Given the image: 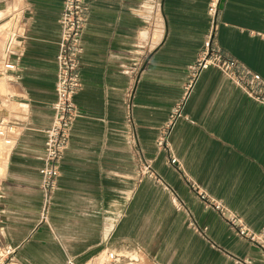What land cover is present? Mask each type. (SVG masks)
<instances>
[{"label": "crops", "instance_id": "crops-1", "mask_svg": "<svg viewBox=\"0 0 264 264\" xmlns=\"http://www.w3.org/2000/svg\"><path fill=\"white\" fill-rule=\"evenodd\" d=\"M65 1L0 0L22 32L9 75L0 35V120L15 133L11 145L0 138V248L14 249L5 264L111 254L115 264H264V103L216 67L194 77L215 27L223 55L264 81V0H220L215 18L212 0L88 1L79 114L43 222ZM142 156L158 180L141 174Z\"/></svg>", "mask_w": 264, "mask_h": 264}, {"label": "built area", "instance_id": "built-area-1", "mask_svg": "<svg viewBox=\"0 0 264 264\" xmlns=\"http://www.w3.org/2000/svg\"><path fill=\"white\" fill-rule=\"evenodd\" d=\"M89 0H66L64 3L63 13L61 17L62 37L59 42V53L57 56L58 75H57V101L53 105L54 121L47 131L45 143V165L41 169L42 189L44 192V208L42 211V221L46 222L49 213V207L52 202L53 193L57 188L58 179L60 177V166L64 153L68 148L71 138L73 125L78 117L79 110L75 103V96L80 91L82 83L79 77L78 69L80 65V57L83 52L82 37L86 27V13L88 11ZM220 0H212L209 13L215 18L218 12ZM13 23L9 35L7 36L3 58L2 73L9 75L18 69L17 62L19 55L16 47L19 45V37L21 29L19 26L20 19L17 15L12 16ZM215 27L208 36L203 52L195 66L196 78L203 70L208 67H216L226 76L232 79L237 85L241 86L251 97L261 103H264V81L260 75L253 73L251 70L242 67L235 59L226 58L219 47L215 43ZM194 80V79H193ZM193 81H191L186 92L192 89ZM183 104L177 107L170 117V122L162 131L157 146L160 149H169L168 139L171 129L176 120L181 116ZM129 119L131 121V107H129ZM15 134L13 127L7 120H0V138L6 141L7 145H11L14 139L11 135ZM140 172L144 176L158 180L159 177L153 170L151 164L141 157ZM172 163L177 161L171 158ZM215 208L221 212H225L219 203H214ZM230 224L238 227L240 236L255 239L254 235L248 233V230L241 224V221L233 214L229 216ZM14 253L11 247L0 248V264H5V259ZM111 262H117V259L111 254ZM67 264H75L69 260Z\"/></svg>", "mask_w": 264, "mask_h": 264}, {"label": "rangeland", "instance_id": "rangeland-1", "mask_svg": "<svg viewBox=\"0 0 264 264\" xmlns=\"http://www.w3.org/2000/svg\"><path fill=\"white\" fill-rule=\"evenodd\" d=\"M4 23H7V25H6V27L0 29V35H3L7 38V36L9 35V32H10V29H11V25L13 23L12 16L8 15V14H2L0 16V26L3 25ZM9 23H11V24L9 25ZM1 147H3V145L0 144V148ZM107 256L103 255L101 257L100 256L92 257L89 260L85 261V263H83V264H115V263L111 262L112 260L109 258V255H107ZM102 257H106V258H103L102 262H100Z\"/></svg>", "mask_w": 264, "mask_h": 264}, {"label": "bare ground", "instance_id": "bare-ground-1", "mask_svg": "<svg viewBox=\"0 0 264 264\" xmlns=\"http://www.w3.org/2000/svg\"><path fill=\"white\" fill-rule=\"evenodd\" d=\"M11 23H9V25H10Z\"/></svg>", "mask_w": 264, "mask_h": 264}]
</instances>
